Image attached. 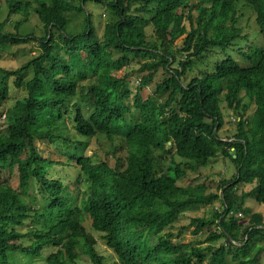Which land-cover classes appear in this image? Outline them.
Returning a JSON list of instances; mask_svg holds the SVG:
<instances>
[{"label":"trees","instance_id":"obj_1","mask_svg":"<svg viewBox=\"0 0 264 264\" xmlns=\"http://www.w3.org/2000/svg\"><path fill=\"white\" fill-rule=\"evenodd\" d=\"M35 2L6 0L7 21L19 15V31L36 16L40 36L0 22V59L8 46L33 40L40 48L21 67H0V108L15 99L0 130V264H83L84 256L104 264L91 229L118 264H204L206 252L211 264L232 253L237 264H257L261 252H249L263 217L245 225L237 214L249 213L248 197L264 203V0ZM89 2L110 14L101 35ZM244 9L256 19L253 37L241 23ZM72 13L85 15L81 29L73 30ZM156 51L158 61L141 65L132 89L130 55ZM223 102L239 116L232 139L220 135ZM124 128L122 148L84 153L90 138L113 141ZM36 139L62 146L77 165L42 158ZM219 154L237 173L222 180V194L207 193V179L195 182ZM13 173L16 188L2 177ZM81 182L87 190L72 198L69 186ZM216 200L222 206L212 217L192 220L208 246L174 238L182 211Z\"/></svg>","mask_w":264,"mask_h":264},{"label":"rangeland","instance_id":"obj_2","mask_svg":"<svg viewBox=\"0 0 264 264\" xmlns=\"http://www.w3.org/2000/svg\"><path fill=\"white\" fill-rule=\"evenodd\" d=\"M34 1V5H37V2ZM239 6H243V3H239ZM88 9L92 10L94 13V21L97 26V29L100 33V35L103 33L104 26L106 23V20L109 19L110 14L109 12L106 13V7L102 4H96L89 2ZM9 14V7L6 4V0H0V22L7 21ZM197 15V13H196ZM242 19L241 23L243 26L247 27L245 34L250 33L253 37V32L258 30L256 19L253 15H251L247 10L241 11ZM70 18L73 20L72 28L75 29H81L83 26V20L85 18L84 14L79 13H72L70 15ZM19 15H16L10 20L6 22V30L12 33L19 32L20 34L26 36L31 33H35L37 36H40L41 34V25L37 19L36 16H33L32 19L26 22H22L19 31L16 29L17 21L19 20ZM151 28V27H150ZM250 30V31H249ZM152 31V28H151ZM181 42V39L178 41V43ZM6 52H3V57L0 59V67H10L11 69H16L18 67L23 66L26 62H28L32 57H34L37 53L40 52V48L38 44L30 40L28 43L20 44V45H13L8 46L5 48ZM236 59L238 62L241 63L243 66H248L249 62L246 60L241 59V56L239 53H234ZM131 62L128 64V69L131 71L132 76L130 77L132 83L130 81H127L126 83L131 86L132 89L136 90L134 88L133 83L135 81H139V77H137L136 72L141 67L143 63L146 62H156L159 59V52H154L151 54L141 55V56H134L130 55ZM33 77V71H30L28 73V78ZM191 79V76H189L188 80ZM152 91V89H150ZM22 93L19 91L14 90L13 97H19ZM15 105V99H9L8 102L4 104L3 107L0 108V130L4 131L7 127V120H6V110L12 106ZM80 107L83 109V112L86 117H89V114H91L92 109L89 106H85L83 104H80ZM223 113H224V119L225 124L223 125L220 135L223 139H232L237 132L236 130V123L239 118V116L234 112V110H231L228 108L227 103L223 102L222 104ZM253 112V111H251ZM250 112V113H251ZM250 115V114H249ZM128 129H120L113 131L115 139L111 141L108 139V137L105 134H100L98 137L90 138L89 146L85 150L84 153L93 154L95 152H98L103 157H106V154L109 153V151L112 149V145L115 146V148H122L124 146L122 139H124L125 135L127 134ZM231 137V138H230ZM88 139V138H83ZM34 145L38 149L40 155L44 159H50L58 162H63L66 164H73L77 165V162L69 156V154H65V151L63 150L61 146V150H58L55 144H52L47 139L42 141L39 139H36L34 142ZM44 165V164H43ZM237 173V169L235 164L228 158L223 156L222 154H219V156L212 159L209 163V170L207 173H203L200 176V179L197 180L195 183H198L199 181H204L207 179L208 182V189L207 193H217L222 194L221 188V182L224 179H233L235 174ZM190 177L196 176L195 174H190ZM3 178H9L10 183L13 187H18V178L17 174L13 173L10 177L8 174H4L2 176ZM190 180L180 181L181 184H188ZM194 183V184H195ZM70 184V183H69ZM255 185V182L247 183V184H239V187L237 188V194L240 195L242 191H250L252 187ZM87 190V186L85 183L80 184H71L69 186V193L73 196L74 195H82L84 191ZM71 198V199H72ZM35 199V198H33ZM34 201V200H33ZM245 208L249 209V213L247 215H241L237 214L239 216L242 223L245 225H248L249 221L253 218L252 216H258L261 215L264 220V203L258 202L254 197H248L245 201ZM40 201H34L33 204L35 207L39 206ZM222 206V203L220 200H216L209 204L204 205H198V206H192L184 211H182L179 214V220L176 222L175 226L170 229V231L174 234V238L177 241H184V242H193L195 244H198L199 241H202L201 246L206 247L209 245V243L206 242L208 233H202L196 232V224H192V220L196 217H203V218H209L214 215V210L220 209ZM222 210V209H221ZM88 225L90 226V223L88 222ZM212 229H216L215 226H213ZM263 229V230H262ZM262 229L256 233V236L253 237V248L250 250V258H253L257 253L261 252L259 255V261L257 264H264V226ZM26 231V229H25ZM91 235L97 240L96 249L99 253V255L103 256L105 258L104 264H118L117 257L114 255V252L109 250V248L106 246V242H104L100 236V233L96 232L95 230L91 229ZM223 242V240L221 241ZM218 242L213 243V245L220 246L222 243ZM237 246H240V243H236ZM235 253L227 254L225 256V263L226 264H237L239 260L233 259ZM206 259L204 261V264H211V252H206ZM84 259L83 264H90L89 257L84 256L82 257ZM243 258V257H242ZM37 259L35 258L34 263H36ZM36 264H46V261H38Z\"/></svg>","mask_w":264,"mask_h":264}]
</instances>
